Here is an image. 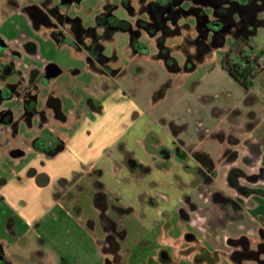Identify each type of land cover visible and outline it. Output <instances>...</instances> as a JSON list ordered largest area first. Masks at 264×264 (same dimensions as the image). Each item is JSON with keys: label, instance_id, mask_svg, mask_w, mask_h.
I'll list each match as a JSON object with an SVG mask.
<instances>
[{"label": "rangeland", "instance_id": "1", "mask_svg": "<svg viewBox=\"0 0 264 264\" xmlns=\"http://www.w3.org/2000/svg\"><path fill=\"white\" fill-rule=\"evenodd\" d=\"M56 1L52 0V3ZM129 1L130 9L125 7L124 0H79L77 4L68 6L65 14L70 18L79 17L82 27L86 29L95 24L98 14L108 12V7L112 10L111 14L118 19L127 20L132 24L137 18L150 20L149 14L144 9L149 0ZM239 10L237 9L236 14L232 15L233 22L216 29L206 25L200 26L195 16L179 19L176 26L178 33L167 35L158 30L151 36L152 33L142 28L140 40L145 43L146 51L136 57L132 56L129 32L115 28L113 32L108 33L109 39L104 37L102 40L104 53L109 56L114 55L112 66L118 69L119 76L114 77L113 82L106 79L101 80L103 82L97 81V86L101 88L108 84L116 86L109 97L108 114L105 118V122H109L108 128L100 129L99 139L90 145L92 148L98 143L103 145L92 152L93 156H98L100 159L88 158L84 152L81 154L83 156L79 168L75 164L63 178L69 181V192L72 195L70 201L65 203H69V208H60L61 204L58 203L51 213H46L41 218L40 226L39 224L28 226L32 221L29 211L32 208V202L28 200L30 196L27 195V188L22 189L23 193L18 195L14 193L18 192L16 187L21 181L27 186L30 180L27 174L31 167L38 166L36 162L39 159L31 153L22 158L12 156L5 148H0V247L4 252L9 253L12 259H16V264H41V258L46 251L51 257L56 258L53 261L54 264H236L225 254V248L230 247L226 239L221 236L220 230L217 229L214 234H211L205 232L200 226L199 219H202L204 211L194 208L195 210L188 209L186 212L183 207H177L178 195L175 189L172 190L170 179L163 183H158L156 179L157 184L153 183L150 190H144L141 184L142 193L147 191V195L141 194L139 198L140 195L134 194L130 197L129 207L133 210L123 212L121 215L111 210L104 214L97 208L95 188H97V182H100L108 195L118 190L119 183L115 181V170L119 163L117 159L112 160L106 157L111 149V146L107 144L108 138L122 131L120 128H123L124 124L127 125L135 110L140 108L145 112L152 110L153 117L159 119V126H168V123L172 121V115H177L178 122L183 124V117L185 130L189 131L192 137L195 132H201V134L204 132L207 127L206 122L205 126L197 129L198 121L202 119L206 121L205 117L209 109L207 105L209 98L203 96V90L208 87L212 90L214 87L218 88L216 90L217 93L219 92L218 100L227 96L224 91L227 90L228 79L223 71L220 72L218 66L220 57L224 53L228 52L234 61H239V53L258 59L261 68L253 80V85L260 92L258 95H261L264 91V26L256 27L255 23H252L246 15L239 13ZM256 14L258 18L264 19V10ZM7 19L8 21L0 29L1 36L6 39L13 38L16 44L31 39L38 47L36 55L26 56L27 65L41 67L46 63H56L63 70L57 81L65 86L68 84L65 82L68 77H74L72 75L75 69L82 70L80 75L83 80L90 78L91 73L85 70L86 63L82 51L68 44L58 45L44 27L35 30L25 14H11ZM208 19L212 21L215 16L208 14ZM251 28L254 30L253 33ZM99 31L100 34L104 33L103 29ZM23 34H27L28 38L25 36L21 38ZM105 34L107 35V32ZM249 44L253 46V51L250 50ZM134 60L137 61L134 62ZM139 68L141 72L138 71ZM98 87L94 86L99 93ZM118 90L122 91L124 96L118 93ZM103 97L98 96V99L94 100L95 103H101ZM107 99L108 96L104 98V101ZM261 100L262 97L259 96L257 102ZM63 101L64 110L68 112L72 110L70 97L63 96ZM246 102L245 99L241 101L244 107ZM192 110L196 112H191ZM89 116L91 118L90 113ZM70 117H72L71 114ZM87 130L90 129L87 128ZM48 132L51 133V130L24 128L21 135L32 138ZM106 159L109 161L107 162ZM93 169L99 170L100 176ZM73 172H76L75 176H72ZM8 192L14 193L13 206H10L8 202ZM156 192H158L157 196L165 193V200L155 197ZM149 197L153 198V204L149 203ZM141 201L146 208L140 206ZM195 202L199 203L197 199ZM52 203L53 200H51ZM258 203L264 219V198L258 200ZM73 204L80 205L81 210L78 214L73 212ZM114 204L123 208L117 202ZM52 213L55 216H52ZM184 214L191 217L192 222L182 219ZM108 215L112 218V229H114L111 233L118 234L116 241L119 247L116 252L110 249L111 244L106 240L110 223L106 218ZM12 223L19 231L16 236L9 231ZM25 230L33 233L34 246L31 249L20 245V243L23 245L26 243L16 238ZM187 234H194L199 241H189ZM208 237H212L213 242H210ZM256 242L257 235H251L250 248H254ZM203 247L210 252L222 251L220 259L210 260L213 253L212 255L205 253ZM19 251H23V254L17 256ZM160 252L167 254L168 262H166L167 259L163 260L164 257L161 258ZM250 263L257 264L254 261Z\"/></svg>", "mask_w": 264, "mask_h": 264}, {"label": "flooded vegetation", "instance_id": "2", "mask_svg": "<svg viewBox=\"0 0 264 264\" xmlns=\"http://www.w3.org/2000/svg\"><path fill=\"white\" fill-rule=\"evenodd\" d=\"M79 0H57L52 3V0H43L41 5H34L27 9V13L37 29L43 27L49 31V35L55 40L58 45L68 44L75 47L84 53V59L86 63L85 70L91 73L90 78L83 80L81 69L74 70V77H68L65 81L68 83L66 86L57 81L63 70L56 63H46L44 66L37 67L27 65L25 62L28 58L25 56H34L37 53L31 54V48L27 41L18 43L19 47L14 48L0 37V148H5L7 153L12 156L24 157L29 153L34 156L52 157L58 152L64 149L63 137L56 130L64 127V125L72 124L75 128H78L80 121L84 118L86 125H92L96 121L97 114L103 111V100L105 97L112 94L116 89L109 84L107 86L98 87L97 81L107 80L113 82L114 77L119 76L118 69H114L112 61L114 55L109 56L104 53V46L102 40L109 39L108 33L115 28L125 30L130 35V48L133 51L134 57L143 54L146 51V45L140 40L142 36V28L145 27V20L136 19L132 24L124 19H118L114 14H111L108 7V12L98 14L96 16L95 24L93 26L83 28L81 25V19L79 17L70 18L65 14V9L72 4H77ZM146 1V0H145ZM129 0H124V5L128 9L131 8ZM148 13L147 5L144 7ZM144 11V10H141ZM135 15V14H132ZM150 18L152 16L149 14ZM149 18V19H150ZM150 22V21H149ZM99 29H103L104 33H99ZM155 30L151 36L155 35ZM107 32V35L105 34ZM113 32V31H112ZM242 38V37H240ZM162 49V48H161ZM227 53V52H226ZM224 53L220 57V64L222 63ZM25 55V56H24ZM137 60H134L136 62ZM227 63L234 61L226 60ZM235 62V61H234ZM22 63V66H21ZM226 63V64H227ZM137 67L138 65H131ZM26 67V69L24 68ZM226 70V67L222 66ZM58 73L55 76L53 74ZM138 71L141 72L139 68ZM227 71V70H226ZM228 72V71H227ZM230 74V73H229ZM258 74L255 75L254 79ZM232 76V75H231ZM233 77V76H232ZM13 80L10 81V79ZM234 78V77H233ZM80 79L84 82L81 91L83 94L77 93L73 90L76 86V80ZM235 79V78H234ZM253 79V80H254ZM236 80V79H235ZM253 80L245 87L247 90H251L245 97L246 101H256L257 94L253 90ZM237 81V80H236ZM103 82V81H101ZM238 82V81H237ZM239 83V82H238ZM98 87L100 89L94 88ZM77 87V86H76ZM65 89L70 90L71 106L73 110L72 117L63 112L65 95ZM124 92V91H123ZM122 93V91H120ZM124 96V93H122ZM104 96L101 103H95L98 96ZM43 98V99H40ZM95 100V101H94ZM264 101V99H262ZM89 110H86V109ZM69 109V108H68ZM91 114V118L89 116ZM95 115L94 118L92 116ZM138 118V110H135L131 115V120ZM72 125V126H73ZM131 126V125H130ZM26 128L28 130L42 129L51 130V133L38 134L32 138H28L21 135V131ZM129 125H123L120 128L122 131L116 136H110L108 142H110L111 149L107 152L106 157L113 160L117 159L120 169L123 170L125 175H130L129 180L137 182L150 172V166L143 163L141 160H147L150 156L153 160L156 156L162 155L169 157L172 155L175 159L173 182L179 189L189 188L197 196L203 194H210L213 197L214 202L223 209V216H231L230 211H240L244 208L251 206V195L254 193L262 192L260 184L264 182V169L261 166H257L255 161H249V165H252L250 171H246L241 164L248 165V161L243 159L238 163V153L230 147L224 148L223 153L215 162L208 153L202 149H194L191 146L189 140L184 138L175 137L171 140L169 147L164 145L156 146L155 141L151 137L146 138V142H139L140 145L136 146L138 142L137 138L133 140L129 137ZM251 128L257 129L248 139L254 138L259 130H262L261 141L264 142V125L260 126L257 119H252ZM53 129V130H52ZM92 133L88 130V134ZM137 137L134 134L130 136ZM126 137V138H125ZM230 143L238 142V137L231 133L227 135ZM98 139L94 132L92 136V143ZM135 147H128V144L132 143ZM136 150V152L134 150ZM89 155V158L94 157L96 160L100 158L98 156ZM43 161H41L42 163ZM256 165V166H255ZM219 168H227L225 175V189L221 187V184L217 182ZM94 172L96 171L93 169ZM97 175L101 173L96 171ZM116 173V171H115ZM117 174V173H116ZM188 175V179L184 175ZM40 174H37L38 176ZM76 172H73L72 176H75ZM64 177L55 180L52 183L54 192L61 197V200L65 203L70 201L72 197L69 192V181L63 179ZM36 179V177H35ZM128 181V177L123 179ZM156 179H148L141 184H145L144 190L153 187V183L157 184ZM159 183V182H158ZM97 188H95V201L96 206L104 214L108 211L116 212L117 214L123 212H131L132 207L120 208L117 207L110 196L104 191L103 184L97 182ZM230 190V191H227ZM141 194H146L145 193ZM141 194L139 198H141ZM158 192H156L155 197ZM188 201V207L196 209V204L192 201ZM149 203L153 204V198L149 197ZM143 202H140V206L143 207ZM195 206V207H194ZM229 213V214H228ZM109 223L108 234L106 240L111 244L113 252H116L119 245L117 243V233L114 235V229H112V218L109 215L106 217ZM187 219V218H186ZM110 230V231H109ZM113 234V235H112ZM232 244L235 245L233 255L252 252L255 256L257 264H264V230L259 229L257 236V242L254 248H250V238L246 236H240L232 240ZM163 260L169 257L166 253L160 252ZM214 260V256L210 258ZM0 264H12L0 247ZM169 264V263H168ZM171 264V263H170Z\"/></svg>", "mask_w": 264, "mask_h": 264}, {"label": "crops", "instance_id": "3", "mask_svg": "<svg viewBox=\"0 0 264 264\" xmlns=\"http://www.w3.org/2000/svg\"><path fill=\"white\" fill-rule=\"evenodd\" d=\"M42 1L43 0H0V29L8 21L7 18H9L11 14L21 13L26 15L28 21L34 27L35 30H39L33 25L27 13V9L34 5L37 6L41 5ZM26 35L27 34H23L21 38H24V36L27 37ZM0 37L3 38L6 44H9L14 48L19 47V44H16L17 42L16 43L13 42V38L6 39L4 36L1 35ZM27 43L30 47H32L31 51H28V53L29 52H32L31 54H33V52L37 53L38 47L35 44V42L31 39H28ZM218 66L220 68V72L223 71L225 73L226 78L228 79L226 81L228 85L227 90L224 91L225 89H223V91L225 92V94H227V96L221 100H218L219 92L217 93L216 91L218 88L214 87L212 90L211 87H208L206 90H203L204 91L202 93L203 96L204 97L208 96L209 98V101L207 103L209 109L207 112V116L205 117L206 121L202 119V121L200 120L197 123L198 124L197 129L201 126H205V122L207 123V127L204 129V132L202 134L201 132H195L192 137V135H190V132L185 130L186 126H184L183 117H182L183 120V124H182V122L181 123L178 122L177 115L175 116L172 115L171 117L172 121L168 123V126H159L158 125L159 119L158 117L155 118L153 117L151 113L152 110L149 112H145L142 110V108H140L138 109V118L134 120H131L130 118V120H128L127 123L129 127H131L129 133L137 136V137H133V135L130 136L129 134V137L132 138L133 140L137 138L138 142H136L135 145L136 146L138 144L140 145L139 142H146V138L151 137V139L153 138L155 141L154 145L156 146L164 145L169 147L171 145L170 144L171 140H173L175 137L184 138L185 140L190 141L189 144H191V146H193L194 149H202L206 153H208L209 156L215 162L218 160V157H220L221 154L223 153L222 152L223 149L230 147L231 149L237 151L239 157L238 159L239 164L242 159L244 161L251 160L252 162L255 161L257 166H261L264 169V142L261 141L262 130H259V133L256 134L254 138L248 139V141H246L247 138H249L252 134H254L253 132L257 130L251 128L252 119L253 120L257 119L260 123V126L264 125V101L261 100L257 102L259 96H261L262 99H264V91L261 92V95H258V93L260 92L257 91V87L255 88V86L253 85L252 91L257 94L256 101L253 102L251 100H248L245 103L246 106L244 107L241 101L245 99V97L248 95V93H250L251 90L245 89L225 69H223L221 67L220 61L218 62ZM24 68L26 69V67ZM82 84H84V82L80 79H77L76 80L77 87L76 86L73 87V90L76 91L77 93L83 94V92L81 91L83 89L81 88ZM65 90L66 91L64 93L65 94L64 96L70 97V90L68 89ZM117 92L120 93V90H118ZM120 94L123 96L122 93ZM103 106H104L103 111L102 113L97 114L96 121L94 124L86 125L85 119L83 118L80 121L79 123L80 126L78 128L74 127V125L72 124L73 121L70 124L64 125V127L60 128V131H58V133H60V135L63 137L64 149L52 157L34 156L35 158L39 159L38 162H36L38 166L37 167L33 166L29 170L27 175L30 180L27 186L23 184V181H21L22 179H18L21 182L19 186L16 187V189H18V192H14V193L18 195L19 193H23V190L27 188L28 191L27 195L31 197V198L28 197V200L32 202V208L31 210H29L32 215V221H30L31 223L28 225L29 227L32 226L33 224H39L40 226L41 218H43L46 215V213H51L52 210L56 206H58V203L61 204L60 208L63 207H64L63 209L69 208V203L65 204L64 202L63 204L61 197L54 192L52 188V183L55 180H58L59 178L66 176V172L71 170L75 166V164L77 165V168H79L78 166H80V161L83 156L81 154L83 152L84 155L88 157L89 155H92L91 153L94 152V150L96 151L99 148L103 147V145L102 144L99 145V143L97 144V146H94L93 148L92 146H90L92 144V136L94 132L96 133L99 139L98 131L100 129L106 130L109 125L108 121L105 122V118L108 114L109 98L105 101L103 100ZM70 111L68 112L63 109V112L68 116H70V114L73 112V110ZM191 112H196V111L192 110ZM198 112H200V110ZM178 116L179 118H181L180 115ZM94 117L95 115L92 116V118ZM87 128H89L93 132L91 131L92 133L88 134ZM69 133L71 134L68 135ZM231 133H234V135L238 137V142L231 144L230 141H228L227 135ZM85 139H87V141ZM107 144H110V142H108ZM128 147L133 148L135 146L133 145L132 142L128 144ZM85 156L83 158H85ZM40 160L41 161L43 160L41 164H39ZM106 161L108 162L109 160L106 159ZM141 161L149 165L151 169L150 172L142 178L144 181L148 179L149 180L157 179L159 183H163L165 182V180L170 179L171 188L172 190L175 189L174 191L178 195L176 199L177 207H183L184 211L186 212H188V209L193 210L190 207H188L187 200H189L196 204V209L199 208V210L204 211L202 213V219L201 218L199 219L200 226L203 228L205 232L207 233L210 232L211 234L212 233L214 234L215 230L217 229L220 230L221 236L226 239V242L229 244L228 246L230 247V248H225V254L227 257H229V259H231L232 250L235 249L234 247L235 245L230 244L232 243V240L239 238L240 236H246L248 238H251V235L254 234L258 236L259 229L261 228L264 230L263 228L264 219L262 217L263 212L259 210V206H258L259 205L258 200L264 198V182L260 184V187L263 191L251 195L250 198L252 203L250 207L244 208L240 211H236V210L230 211L231 216L225 217L223 216V209H221L214 202L212 195L203 194L201 196H197L189 188L179 189L176 186H174L175 184L173 182L172 176L174 172L175 159L172 155H170L169 157L158 155L155 157L154 160L150 156H148L147 160L145 159ZM241 165L246 171H250L252 169L251 167L252 165H249V161H248V165L245 164H241ZM119 166L120 165L117 164V168L115 170L117 173L115 176V181L116 183H119V188L117 191L116 188L115 189L116 192L114 193L111 192V195L109 196H110V200L121 204L123 208H127L131 204L130 197H133L134 194H138V195L141 194L140 186H141V182L144 181H141L140 179L138 180L137 183V182H133V180H129L130 175L128 176L125 175L123 173V170L120 169ZM226 171L227 168H222V169L219 168V174L217 178V182L221 184V187L224 188V191H226L224 187L226 183L225 182ZM37 174L47 175L48 182L46 185L39 186L36 184L35 177ZM184 176L187 179L189 177L186 174ZM17 177H19V175ZM125 177H128V181L123 180ZM119 180L122 181L120 182ZM142 185L143 187H146L144 186L145 185L144 183ZM8 193L10 199V200L8 199V202L10 206H13L14 193L12 192H8ZM164 195L165 193H160L159 198L165 200ZM196 199L199 201V203L195 202ZM51 200H53L52 204H51ZM20 203L23 204L22 202ZM74 205L75 204H73L72 210L74 213L78 214L81 210V207L78 204L75 206ZM142 205L143 208H146L144 203ZM116 206L120 207L119 205ZM53 215L54 214L52 213V216ZM190 218L191 217H187V215L185 214L182 217V219L189 220L190 222H192ZM193 220L194 222H196L195 219ZM9 231L11 234H13V236H16L17 233L19 232L17 226L15 227V224L13 225V223ZM20 233H21L20 236L16 238L24 240V242L27 244V245L26 244L23 245V243H20V245L27 246L31 249L34 246L33 233L31 231L29 233L27 232V230ZM187 237L189 241H196V242L199 241L194 234H187ZM208 240L210 242H213L212 237L211 238L208 237ZM41 242H43V239H41ZM202 249L205 248L203 247ZM205 251H206L205 253L209 255H212L213 253L212 256H214L215 260H219L220 254L222 253V251L220 252L216 250L210 252L207 249H205ZM22 252L23 251H19L17 253V256L23 254ZM4 254L5 257L12 264L17 263L15 258L12 259V257L9 256V253L4 252ZM55 260L56 258L51 257L48 251H46L43 257L41 258V262H42L41 264H48V263L54 264L55 262L53 261Z\"/></svg>", "mask_w": 264, "mask_h": 264}, {"label": "trees", "instance_id": "4", "mask_svg": "<svg viewBox=\"0 0 264 264\" xmlns=\"http://www.w3.org/2000/svg\"><path fill=\"white\" fill-rule=\"evenodd\" d=\"M146 5L148 13L152 16L150 22H145L146 30L150 33L155 30H161L167 35L174 32L178 33L176 26L179 19L191 16L197 17L200 26L206 25L213 29L220 28L231 21L233 22L232 15L236 14L237 9H240L239 13L249 17L256 27L264 26V19L258 18V14H256V12L264 10V0H149ZM208 14L214 15L215 19L209 21ZM169 23L172 25L169 26ZM251 32H254L252 28ZM249 47L253 51L251 44ZM240 54L239 61H233L230 66V63L226 61L231 60L230 54L227 52L223 56L221 65L226 67L228 73L242 86L246 87L258 73L260 64L257 58H249L248 55ZM47 182V175L36 176L37 185L43 186ZM231 259L236 264H251L250 262L255 261V256L252 252H248L233 255Z\"/></svg>", "mask_w": 264, "mask_h": 264}, {"label": "water", "instance_id": "5", "mask_svg": "<svg viewBox=\"0 0 264 264\" xmlns=\"http://www.w3.org/2000/svg\"><path fill=\"white\" fill-rule=\"evenodd\" d=\"M57 73H58V71H56V73H55V74H53L52 76H55Z\"/></svg>", "mask_w": 264, "mask_h": 264}]
</instances>
